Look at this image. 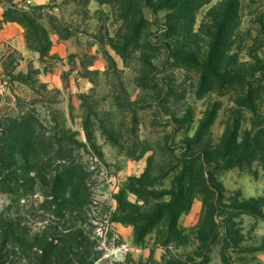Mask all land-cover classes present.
I'll use <instances>...</instances> for the list:
<instances>
[{
  "label": "rangeland",
  "instance_id": "374dc122",
  "mask_svg": "<svg viewBox=\"0 0 264 264\" xmlns=\"http://www.w3.org/2000/svg\"><path fill=\"white\" fill-rule=\"evenodd\" d=\"M8 23L0 264H264V0H0Z\"/></svg>",
  "mask_w": 264,
  "mask_h": 264
},
{
  "label": "trees",
  "instance_id": "16d2710c",
  "mask_svg": "<svg viewBox=\"0 0 264 264\" xmlns=\"http://www.w3.org/2000/svg\"><path fill=\"white\" fill-rule=\"evenodd\" d=\"M26 24H23V25H24V28L26 29V32H27L26 37L28 40V34H30L29 33L30 27L26 26ZM31 32H32V30H31ZM33 33H37V32L33 31ZM49 45H50V43H47L46 47H43L40 44L39 49L37 51L41 55H43L48 50ZM0 234H1L0 237L2 236V240H0V252H1L2 248L5 247L6 244L13 243V241H11V236H14V232L12 230H0ZM15 239L24 242L27 238L26 237H24V238L23 237L22 238L16 237ZM14 243H16V242H14ZM34 263L35 264H57L55 262H50V260L48 259V253L46 251H44V249H43L42 253L36 257Z\"/></svg>",
  "mask_w": 264,
  "mask_h": 264
},
{
  "label": "crops",
  "instance_id": "0c3cea01",
  "mask_svg": "<svg viewBox=\"0 0 264 264\" xmlns=\"http://www.w3.org/2000/svg\"><path fill=\"white\" fill-rule=\"evenodd\" d=\"M17 29L15 26L12 25V23H8L7 25H4V29H0V38H6L10 39L14 37Z\"/></svg>",
  "mask_w": 264,
  "mask_h": 264
}]
</instances>
